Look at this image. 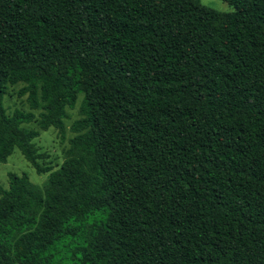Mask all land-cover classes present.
Segmentation results:
<instances>
[{
	"label": "trees",
	"instance_id": "obj_1",
	"mask_svg": "<svg viewBox=\"0 0 264 264\" xmlns=\"http://www.w3.org/2000/svg\"><path fill=\"white\" fill-rule=\"evenodd\" d=\"M224 1L0 0V163L49 172L0 186V264H264V0Z\"/></svg>",
	"mask_w": 264,
	"mask_h": 264
},
{
	"label": "rangeland",
	"instance_id": "obj_2",
	"mask_svg": "<svg viewBox=\"0 0 264 264\" xmlns=\"http://www.w3.org/2000/svg\"><path fill=\"white\" fill-rule=\"evenodd\" d=\"M200 3L205 7L220 12H231L234 10V7L224 0H200ZM22 85L23 83H18L8 86L7 93L3 98V104L8 114H11L14 109H21L24 111L31 110L25 100L26 95L19 96L17 94L18 89ZM80 100L81 95L78 96L74 108L67 110L68 117L64 119V137L60 136L56 128L49 127L47 130H40L39 136L33 140L37 151L41 153V156L37 159V162L40 166L50 167L55 170L65 160V150L69 146V139L75 134L70 131L69 127L75 119L81 116L79 110ZM31 111H33L36 115L38 113V111L35 110ZM24 126L38 128L35 122L24 124ZM9 172H15L17 174L26 172L29 176V179L39 188H42L44 186L47 180V175L49 173H38L33 165L23 157L20 150L16 147L13 149L12 154L7 158V161L5 163H0L1 187L8 188Z\"/></svg>",
	"mask_w": 264,
	"mask_h": 264
}]
</instances>
